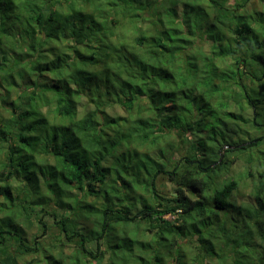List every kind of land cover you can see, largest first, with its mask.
<instances>
[{
    "label": "trees",
    "instance_id": "obj_1",
    "mask_svg": "<svg viewBox=\"0 0 264 264\" xmlns=\"http://www.w3.org/2000/svg\"><path fill=\"white\" fill-rule=\"evenodd\" d=\"M169 261L264 264V0H0V264Z\"/></svg>",
    "mask_w": 264,
    "mask_h": 264
},
{
    "label": "rangeland",
    "instance_id": "obj_2",
    "mask_svg": "<svg viewBox=\"0 0 264 264\" xmlns=\"http://www.w3.org/2000/svg\"><path fill=\"white\" fill-rule=\"evenodd\" d=\"M180 11H181V10H180ZM49 43H50V42H49ZM239 169H240V168L238 167V165H234L233 168H232V170H231L232 172H230V174H231V173L234 174V173L238 172ZM113 187H114V186H112L111 188H113ZM237 199H238V201L243 200L242 197H237ZM167 217H168V216H167ZM167 217H166V219L172 222V220H171L172 217H170V218H167ZM180 240H181V242H183L184 244L187 243L185 239H180ZM181 242H180V243H181ZM186 245H187V248H189L190 250H192V248L189 246L190 244H186ZM192 245H193V248H194L195 244H194L193 242H192ZM190 250H188V251H190ZM169 263H170V261L167 262V264H169Z\"/></svg>",
    "mask_w": 264,
    "mask_h": 264
},
{
    "label": "clouds",
    "instance_id": "obj_3",
    "mask_svg": "<svg viewBox=\"0 0 264 264\" xmlns=\"http://www.w3.org/2000/svg\"><path fill=\"white\" fill-rule=\"evenodd\" d=\"M166 217H167V216H166ZM166 217H165V218H166ZM170 217H171V216H168L167 218H170ZM172 219H173V217H172ZM172 219H171V220H172Z\"/></svg>",
    "mask_w": 264,
    "mask_h": 264
}]
</instances>
